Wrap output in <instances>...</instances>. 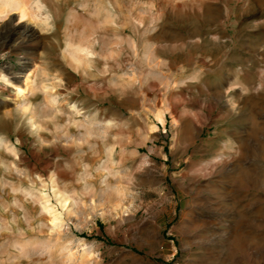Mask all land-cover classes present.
Returning a JSON list of instances; mask_svg holds the SVG:
<instances>
[{
    "label": "rangeland",
    "instance_id": "374dc122",
    "mask_svg": "<svg viewBox=\"0 0 264 264\" xmlns=\"http://www.w3.org/2000/svg\"><path fill=\"white\" fill-rule=\"evenodd\" d=\"M8 1L0 264H264V0Z\"/></svg>",
    "mask_w": 264,
    "mask_h": 264
},
{
    "label": "bare ground",
    "instance_id": "6f19581e",
    "mask_svg": "<svg viewBox=\"0 0 264 264\" xmlns=\"http://www.w3.org/2000/svg\"><path fill=\"white\" fill-rule=\"evenodd\" d=\"M25 2H26V0H10L7 2L6 7L9 8L10 11L21 10L20 14H21V17H23V16H25V9H24ZM5 12L6 11H4L3 13H5ZM18 30H21V31H19L15 34L14 39L16 41H18L21 45H24V46H27V44L30 42L31 38H33L36 34L34 32V30L30 29L29 27H25L23 29H18ZM30 60L31 59L28 58V56H27V57L21 58V60L19 61L20 71L15 74V79L18 82H22L23 86L19 87L20 92L25 90L24 87H26V85L29 83V80L33 76L32 74H33L34 68H30V67H32L33 62ZM28 69H31V70H28ZM26 70H28L29 72H27L25 80L20 81V78L22 77V73H24ZM55 219H58V216H55Z\"/></svg>",
    "mask_w": 264,
    "mask_h": 264
}]
</instances>
